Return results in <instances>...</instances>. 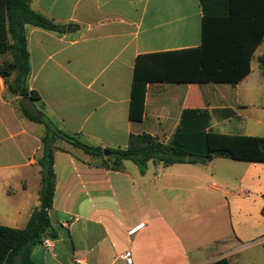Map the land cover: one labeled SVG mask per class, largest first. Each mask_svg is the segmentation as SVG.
I'll return each instance as SVG.
<instances>
[{
	"label": "crops",
	"instance_id": "obj_1",
	"mask_svg": "<svg viewBox=\"0 0 264 264\" xmlns=\"http://www.w3.org/2000/svg\"><path fill=\"white\" fill-rule=\"evenodd\" d=\"M30 7L63 31L26 26L28 88L39 94L37 108L85 145L125 148L131 135L144 133L167 143L185 109L213 111L214 132L264 138L263 42L237 85L152 81L143 119L129 118L137 57L201 45L198 0H31ZM22 100L0 76V226L13 229L39 208L47 134L24 114ZM53 146L56 246L49 258L34 248L33 264H74L76 257L126 264L125 251L133 264H209L264 243V162L149 161L142 174L130 161L115 171L65 141Z\"/></svg>",
	"mask_w": 264,
	"mask_h": 264
},
{
	"label": "trees",
	"instance_id": "obj_2",
	"mask_svg": "<svg viewBox=\"0 0 264 264\" xmlns=\"http://www.w3.org/2000/svg\"><path fill=\"white\" fill-rule=\"evenodd\" d=\"M203 11L202 43L199 47L140 55L135 62L131 88L129 118L141 121L145 114L147 84L152 81L176 83L216 82L237 85L251 71L255 51L264 42V0H198ZM31 0H0V76L9 90L21 98L30 97L35 105L36 91L29 90V52L26 26L51 32H62L45 16L34 12ZM264 69V52L258 57ZM39 109V108H38ZM31 121L43 124V155L38 160L41 175L39 208L23 229L0 226V264H33V249L45 237L56 238L50 210L55 197L53 144L65 141L86 154L104 159L115 171L123 170L125 161L137 165L144 174L149 161L164 166L178 163L205 165L215 158L264 162V138L222 134L212 131L213 111L183 110L179 123L167 143L150 134L131 135L125 148L92 147L77 136L59 129L44 113L35 116L22 106ZM224 112L229 115L230 110ZM110 163V165H108ZM264 213V211H263ZM209 264H230L221 258Z\"/></svg>",
	"mask_w": 264,
	"mask_h": 264
},
{
	"label": "rangeland",
	"instance_id": "obj_3",
	"mask_svg": "<svg viewBox=\"0 0 264 264\" xmlns=\"http://www.w3.org/2000/svg\"><path fill=\"white\" fill-rule=\"evenodd\" d=\"M264 51V42L260 46V48L257 51V55L262 53ZM4 58H9L8 56H4ZM254 65V76L256 77L257 74V65L256 61L253 62ZM112 209H116L115 205L112 206ZM122 235V242H124V237ZM34 253L38 254L40 257H47L49 258L52 254L47 252L41 245H38L34 249ZM221 256H217L218 259ZM231 264H264V243H258L254 245H249L246 247L240 248L237 252L232 254L230 257Z\"/></svg>",
	"mask_w": 264,
	"mask_h": 264
},
{
	"label": "built area",
	"instance_id": "obj_4",
	"mask_svg": "<svg viewBox=\"0 0 264 264\" xmlns=\"http://www.w3.org/2000/svg\"><path fill=\"white\" fill-rule=\"evenodd\" d=\"M63 226H66V224L64 223ZM143 227H144V224L141 223V224L131 228L128 231V235L129 236H133L138 231H140ZM41 246L45 250H47L48 252H53L54 249H55L56 243H55V240L53 238L45 237L42 240ZM123 258H124L126 264H133V257H132V253L130 251H125L124 254H123ZM74 264H89V262H88V260L86 258L76 257L74 259Z\"/></svg>",
	"mask_w": 264,
	"mask_h": 264
},
{
	"label": "water",
	"instance_id": "obj_5",
	"mask_svg": "<svg viewBox=\"0 0 264 264\" xmlns=\"http://www.w3.org/2000/svg\"><path fill=\"white\" fill-rule=\"evenodd\" d=\"M23 106L27 111L35 116H40L41 112L35 105L34 101L30 97L23 98L22 100Z\"/></svg>",
	"mask_w": 264,
	"mask_h": 264
}]
</instances>
